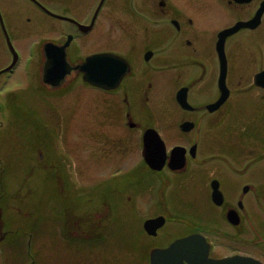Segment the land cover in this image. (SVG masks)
I'll use <instances>...</instances> for the list:
<instances>
[{"label":"flooded vegetation","instance_id":"flooded-vegetation-1","mask_svg":"<svg viewBox=\"0 0 264 264\" xmlns=\"http://www.w3.org/2000/svg\"><path fill=\"white\" fill-rule=\"evenodd\" d=\"M22 1L26 2L0 0V44L7 52L0 55V72L5 70L0 77L22 73L28 88L53 93L60 100L74 85L83 84L105 105L103 117L94 120L96 127L90 131V153L98 160L88 169L91 182L95 171L113 176L98 183L103 188L99 204L94 201L100 195L94 183L86 204L72 203L73 234L100 233L84 229L83 220L89 222V217L97 215V225L102 226L111 216H122L129 173L135 176L134 183H129L135 189V204L147 207L152 196L151 218H166L157 236L146 234L150 250L199 233L210 243L212 257L260 254L264 258V232L256 227L255 208L264 209V182L253 178L254 165L264 160V110L257 105L264 103V88L255 83L256 75L264 72V0H29L35 5L30 8L20 5ZM201 13L213 14L214 32L207 30L210 20ZM241 23L249 26L222 35ZM10 44L19 55L12 68ZM48 45L66 46L71 66L95 54L115 53L128 63L129 70L111 90L86 83L77 70L53 87L44 82ZM27 48H33V53L27 54ZM182 89L192 109L177 102ZM170 93L182 114L165 116ZM62 110L55 111V146L48 144L42 125L34 118L19 124L23 126L19 139L38 151L39 157L33 165L32 155L16 160L10 150L0 151L1 181L19 168L16 164L26 163L31 174L54 172L63 193L62 187L71 180L68 174L76 158L77 133L75 123L70 117L65 119ZM150 128L166 144L161 170L151 169L143 156L144 134ZM48 147L54 155L47 153ZM175 147L183 149L172 158ZM215 187L223 195L220 206L213 201ZM174 190H178L175 199L184 206L178 209L181 212L164 201ZM201 204L220 209L227 228L208 227ZM230 212L237 216L236 222L229 220ZM214 215L207 213V217ZM170 223L172 227L163 230ZM259 225L264 228V221Z\"/></svg>","mask_w":264,"mask_h":264},{"label":"rangeland","instance_id":"rangeland-1","mask_svg":"<svg viewBox=\"0 0 264 264\" xmlns=\"http://www.w3.org/2000/svg\"><path fill=\"white\" fill-rule=\"evenodd\" d=\"M25 1L26 2L22 1L20 5H26L29 8L35 6L29 0ZM204 16H208L210 20V23L207 25V30L209 32H214L216 26L213 14L210 15L209 13H201V17ZM6 54V48L3 44H0V55L6 56ZM20 75L23 74L20 73ZM5 79L6 77H0V82ZM18 81L19 79H17V75L9 76L8 81H6L8 85L6 88L1 89L0 91V104L7 102L9 99L19 97L20 92H25L22 89V87H24L23 81ZM1 84L2 83H0V88ZM8 91H12L15 94H10ZM71 95L73 96L68 100V107L66 109L62 108V111L66 117H70L69 119H71L72 123H75L76 126L77 138L75 139H77V141L75 142V149L77 157L76 161L74 162L73 173L78 178L77 183L81 189V194H84L82 191H86L85 188L87 186L90 174L88 166L91 167V164L94 162V160H98L96 157H92V154L90 153V135H92L90 131L91 128L95 126L94 120L99 117V110L94 106L95 103L99 102V95L83 84L80 85V88L76 87ZM167 96L169 98L171 97V100L170 103H168V100H166L167 105L165 108H163L165 111V116L172 117L182 114L181 110L175 104L173 99L174 94L170 93ZM25 97L29 104L32 105L31 107L36 109L37 112V107H41L43 103L46 114L43 112V114L40 113L39 115H42L48 120H51L52 117H54L55 112L53 111L56 109V107H58L57 99L47 98V101H45L42 99L38 100L37 98L32 99L30 96ZM33 101L36 102L38 106L36 103H33ZM254 104L256 103L254 102ZM257 105L262 110H264L263 102H258ZM159 112L162 114V110H159ZM52 125H54V122H52ZM46 126L49 125L47 124ZM54 130L55 126L54 128H50V133L52 136L55 134ZM54 144L55 142L52 143V146ZM50 149L53 148L48 147L47 152L49 155H53L54 151H49ZM36 155H39V153L36 154L35 151H33V165L36 161ZM253 169L254 180L256 182H264V160L257 162ZM98 174H101V171H95L94 175L97 176ZM24 175L25 171L21 170L15 175L17 177L15 181L11 184H8L7 186L9 195L12 196L13 194L15 196L13 203L8 204L7 207L4 206L5 209L0 213V232L3 235L6 230L13 231L15 229L21 228H26L28 230L30 228L27 226L28 224H36L34 225L36 231L33 234L32 246H34V250L40 254L39 257H41V259L37 260V257L34 256L36 260L33 259L35 261H29L28 264H149V260L147 259L148 254L146 251L141 254L137 246L135 247L134 245H137V242H141L140 239H142V236L140 237V235L144 219L147 216L152 215L150 214L152 196L147 199V207H138L137 205H134L131 208L127 207L126 213L123 215L120 221V227L114 222H110V228L114 229V233L104 238V241L103 239L76 241V239L71 237L69 233L65 232L66 236L60 235V232L64 231L65 227L67 230H72V223L70 220L67 221V224L63 228L54 218V216L57 214V208L55 206L56 202H53L54 199L50 201V198H48L47 202L45 203V209L52 210L53 212L51 211V213H53V217H48L46 220H44L46 225L42 223L41 225L39 224L38 216L41 215V219H43L44 214L42 213L43 211L41 209L43 207H40L38 202L40 196L44 194V190H46L48 187H42L40 184H34L31 187H26V189L18 193L19 190L23 189L21 187L19 188L18 183L23 179ZM44 175L46 177L48 176L47 174ZM48 191H50V189L46 190V194ZM53 192V194L49 193L50 197L55 196V190ZM177 193L178 190H174L171 193L172 198L169 196L164 199V201L172 210L184 208V206L181 205L177 199H175ZM129 195L130 192L127 193V197ZM10 196L8 197V200H10ZM17 196L20 198L18 199ZM200 207H203L205 223L208 227L212 229L214 228L216 230H224L227 228L228 225L225 222L223 213L220 209L215 210V208H213V206L211 207L209 204H201ZM255 208L257 209L256 205ZM178 211L181 212L180 210ZM210 211L215 214L214 217H207V213ZM257 215L260 216V218H264V213L260 209H258ZM42 230H44V234L42 233ZM7 236L9 235L6 234L0 243V264H25L24 260H21L24 259L23 254L18 253L21 252V249L19 251L16 249V247H19L24 240L16 242L10 240ZM31 254L33 255L32 252Z\"/></svg>","mask_w":264,"mask_h":264},{"label":"water","instance_id":"water-1","mask_svg":"<svg viewBox=\"0 0 264 264\" xmlns=\"http://www.w3.org/2000/svg\"><path fill=\"white\" fill-rule=\"evenodd\" d=\"M64 60V59H63ZM62 60V61H63ZM63 68L55 70L53 68L48 74V80L52 83L58 82L64 74L70 72V68L63 61ZM85 74L86 81L100 84L99 81L110 80L111 85H116L122 78L126 65L116 57L93 56L79 66ZM156 135V134H155ZM159 140L158 136L146 137V155L151 156L148 151L155 150V143ZM160 141V140H159ZM161 143V142H160ZM159 143V144H160ZM163 149V147H162ZM149 155H148V154ZM163 218L151 219L146 221L145 228L150 234L163 225ZM151 264H262L258 260L250 257L233 256L224 259H212L209 257V245L206 240L199 235H192L183 239L176 240L166 249H156L151 254Z\"/></svg>","mask_w":264,"mask_h":264}]
</instances>
